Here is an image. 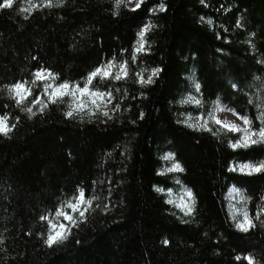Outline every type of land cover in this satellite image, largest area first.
<instances>
[{
    "label": "trees",
    "instance_id": "16d2710c",
    "mask_svg": "<svg viewBox=\"0 0 264 264\" xmlns=\"http://www.w3.org/2000/svg\"><path fill=\"white\" fill-rule=\"evenodd\" d=\"M32 2L31 13L28 0L0 9V115L9 121L8 134L0 133V264H248V256L264 264V172L232 169L236 161L264 162V144L231 150L222 142L225 132L237 136L231 131L176 123L188 113L181 101L194 89L188 77L195 72L203 106L221 98L249 115L253 129L261 126L264 0H146L137 11L121 5L116 16L114 0H65L51 8ZM149 20L133 60L137 33ZM112 60L126 63L128 74L103 82L113 92L107 115L69 117L66 98L38 106V87L17 103L8 87L40 85L34 73L41 69L58 84L84 86L91 71ZM154 67L163 68L155 83H140L138 73L147 78ZM31 105L34 111H21ZM168 151L197 193L194 214L152 188L173 181L175 174L162 172ZM232 184L252 197L255 227L248 231L235 228L228 209ZM81 189L90 207L64 239L45 244L48 216Z\"/></svg>",
    "mask_w": 264,
    "mask_h": 264
},
{
    "label": "rangeland",
    "instance_id": "374dc122",
    "mask_svg": "<svg viewBox=\"0 0 264 264\" xmlns=\"http://www.w3.org/2000/svg\"><path fill=\"white\" fill-rule=\"evenodd\" d=\"M145 1L146 0H144V2ZM157 9L160 10L159 6H158ZM155 11L156 10H154L152 13H154ZM146 25H148V27L145 29V33L151 27V20H149ZM141 39L143 40V42H145L144 36L142 38L138 37V42H137L136 47H135V53L136 54L138 52H140V51H137V48L140 47L139 42L141 41ZM111 62L113 64V68L111 69L109 77L104 78V77L97 76V77L93 78V81L91 83H89V89L91 91H97L98 90V91H103V92H106V93H111L110 97H104L101 100L100 105H98V106L91 105L90 104V98H89L88 107H83V108L77 109V108L74 107V104L76 103V99H74L72 97V95H70L68 92H66L65 95H63L62 97L58 98V99H62V98H66L67 99V104H68V107H69V111H72V113H73L72 115H76L78 117H85V116H89V115H94V114H96L98 112H100L102 114H104L105 112L108 113V111L111 108L110 106L112 105V102H113V92L112 91H108V90H104L105 88L102 85H103L104 81H107L108 79H111L112 76H114L118 71H120V69L117 67V65L120 64V63H124V62H117V61H113V60ZM108 63L109 62L105 63L103 66H101V68L105 67ZM124 64L126 65V63H124ZM126 68H127V73H128L127 65H126ZM43 70L44 69H41V71L43 72V75H44V79L41 80V79L35 78V81H39L40 85L36 84V82H22V83H24L25 87L29 90V94L25 97V99H27L30 96V94L33 92L35 87H38L39 89H41V90L38 89L37 94H35L34 97H33V99L35 101L34 104H37L38 106L45 105L46 102H47V98L50 99L49 96H48V92H50L52 89L49 88L48 85H51L52 88H55V87H57L59 85L58 83L55 82L54 76L49 77L48 72H44ZM143 73L144 72H139L138 73L140 83H142L141 79H143V81L147 80V78L144 77ZM151 75H153V73H151ZM123 78H125V77L122 76L121 79H123ZM153 78H154V75H153ZM96 79H97V81H101V82L100 83L97 82ZM188 80H189V83L191 84V86L194 87L193 91L188 92L182 99L183 103L186 104L189 107L188 108V113L185 116L186 117L185 121L187 122L188 125L195 124V123L204 124V125L206 124L207 127L203 128V130H206V131H212V129H213L212 125H214L215 127L220 128V129H223V125L222 124L214 123L212 120H210L209 117L211 115H215V114L224 112L226 110L228 112H230V113L232 112L231 110H236L237 112L241 113L235 106L228 105V104H225L224 102H222L220 100L221 98L216 99L213 103H210L209 106L206 108V106H203V102H202V99H201V96H200V88H199V90H197L196 87H195L196 84L200 85V83H199V81H198V79L196 77L195 72H193V75H190L188 77ZM114 81H117V80H114ZM69 85H70V87H77V86L78 87H83V86L77 85V84L76 85H72V84L69 83ZM13 93H14V91H13ZM14 95H15V93H14ZM77 96H79V93H77ZM16 97L19 99L18 96H16ZM79 98H80V100H84L85 99V97H83V96H80ZM50 101H53V100L50 99ZM196 101H200V103L197 104ZM190 107H194V108H190ZM89 108L91 110H89ZM30 109H31V111H34L36 109V107L31 105ZM242 115H246V114H242ZM4 117H6V119L3 121V123L6 124L8 126V128H9V121L7 119V116L0 115V118H4ZM238 120H240L238 117H235V120L226 118L222 122L235 123ZM239 126L242 127V128L243 127H251L250 125H243V121H240V125ZM224 130H227V129H224ZM253 130L254 131H258L256 129H253ZM228 131H230V130H228ZM231 132H233L234 134H237L239 136L243 135V131H240L239 133H237L235 131H231ZM254 138H256V137H254ZM239 147H241V146H239ZM164 157H165V155H164ZM174 159L176 160V158H174ZM163 160H164V164H163L162 172L169 174V172H167L166 170L169 167H171V163L173 161H169V160H167L165 158ZM245 164L255 165V164H253L251 162L236 161V162H234L232 164V169L234 171H239L240 172V166L241 165H245ZM243 173L252 174L253 172H250L249 170L246 169ZM170 174H175V176H180L181 177V173H178V172H175V171L171 172ZM170 186L174 188V192L172 194V198L176 199L177 195L179 194L178 193V186L175 185L174 182L172 181L171 185H169L167 187H164V188L167 189ZM232 186H236V185H234V184L230 185V187H232ZM80 191L81 190L78 191V196H77L76 201L72 202L71 204H69L66 207L60 208L59 211L56 214H54L52 216H48L49 217L48 218V222L51 221L49 223L50 230H49L48 234L49 235H55L56 232H60L61 233V237L58 238L57 241H60V240H62V239H64L66 237V235L69 233L70 228L76 223L78 216H83L86 213L87 209L90 207V201L85 196V193H84L83 201L78 203V200L80 199ZM164 194H165L166 199H167V196H168L167 192H165ZM226 200H227V206H228L229 211H230V208L232 206H236L238 204V201L236 199V194L235 193H229V191H227ZM72 205H76V207H72ZM170 206L176 207L175 204H171ZM180 211L182 213H184L185 215H191V214H186L182 210H180ZM81 213H83V215H81ZM230 213H231V211H230ZM69 217L71 218V220L68 219ZM249 217L252 219V216H251L250 212H249ZM242 220H243L242 215L238 214V220H236L234 222L236 224L237 222H241ZM61 226H63V227H61Z\"/></svg>",
    "mask_w": 264,
    "mask_h": 264
},
{
    "label": "clouds",
    "instance_id": "9594fccd",
    "mask_svg": "<svg viewBox=\"0 0 264 264\" xmlns=\"http://www.w3.org/2000/svg\"><path fill=\"white\" fill-rule=\"evenodd\" d=\"M144 2V0H143ZM138 3V0H114L113 3V11H112V15L116 16L118 15V11L120 9V6L123 5L124 8L129 9L130 11H132L136 5ZM65 4V0H42L41 6H47V7H61ZM37 5L35 3L32 2V0H28V6L25 9L27 12L31 13L33 11L34 8H36ZM149 11H152V9H149ZM115 38V37H114ZM140 44V42H139ZM132 58L133 60H135L136 58V53L133 52L132 53ZM123 63H120L117 65V67L120 69V71H118L114 76L111 77V79L113 80H117V77L121 75V73L124 71V68L122 67ZM113 68V64L109 65V69L111 70ZM153 70L156 71L155 75H158L159 73H161L163 71L162 67H154L151 69L152 73ZM106 71H108V69H106ZM154 75V74H153ZM153 75H148L147 80H145L144 84H153L155 83L154 79H153ZM200 86V85H199ZM201 87V86H200ZM18 94H21V91L18 89ZM100 94H104V97H110L106 94V92L103 91H97V94L94 96H89V95H83V97H85L83 101V103L85 105H87L86 107H88V100L90 98V104L93 106H98L100 105L101 99H100ZM77 95V94H76ZM220 93L217 94V97H220ZM72 97L74 99H76L75 95H72ZM80 101H76V103H79ZM182 103V101H181ZM249 104L253 105L254 107L256 105L253 104L252 100L248 101ZM117 107H119V105H117ZM89 110H91L89 108ZM102 110V109H101ZM21 111L26 112V113H30L31 109L25 107L22 108ZM249 121H251L252 124V119L250 118L249 115H245ZM31 118V117H29ZM210 120H219V121H223L224 119H233L235 120V116L233 114V112H228L227 110L215 115H211ZM258 119L260 120V122H264V115H261L258 117ZM240 121L243 120H238L234 123V125L239 126L240 125ZM176 123H187L186 121H182V120H177ZM250 124V125H251ZM243 125H248L245 124L243 122ZM204 124H199V123H195V124H191L189 125L190 129H196V130H202L204 128ZM223 129H225L223 127ZM240 131H243V135L242 136H230L227 132L224 133V139H223V143H225L226 147L230 148L231 150H235L237 148H233L232 145L235 143H240L241 147L247 149L250 146H252L251 144H249L248 146H243L245 143V136L247 135V133L249 131H254L252 127H240L239 126V130L235 131L237 133H239ZM217 138H220L219 135L217 134ZM258 138V136H257ZM168 143H171V138H169ZM257 144H264V142L262 143H257ZM255 144V145H257ZM176 153L174 151H168L165 154V159L169 160V161H173L171 163V167H169L166 171L171 173L173 171L178 172V173H183L186 174L187 169L186 167L182 164V162H180L179 160H175ZM241 173H243L244 171H241ZM253 173H257V172H253ZM157 175H160L161 173L159 172V169H157L156 172ZM172 180L174 182L175 185L178 186V195L176 199L172 198V194L174 192V188L173 187H168L167 189H165L163 186H157L155 184L152 185L153 190L158 193V194H163L165 192H167L168 196L167 199L165 200V203L167 204H175L176 208L182 210L183 212H185L186 214H194L197 210V205H198V197H197V193L194 189L193 186L187 184L186 182L183 181V179L180 176H173ZM229 193H235L236 194V199L238 201V204L236 206H232L230 208L231 214H232V219L234 221L238 220V214L242 215L243 220L245 221L244 224H242L240 227H238V223L237 222L235 224V228L237 230H241L242 228H247V223H246V218L249 217V211H248V202L252 199V197L250 195L247 194V191L245 188H241L239 186H232L228 189ZM261 200H264V194H261ZM261 209H264V205H261ZM186 222V221H185Z\"/></svg>",
    "mask_w": 264,
    "mask_h": 264
},
{
    "label": "snow or ice",
    "instance_id": "6c2138e0",
    "mask_svg": "<svg viewBox=\"0 0 264 264\" xmlns=\"http://www.w3.org/2000/svg\"><path fill=\"white\" fill-rule=\"evenodd\" d=\"M202 2H203V0H202ZM143 3H144L143 0H138V3L136 5V7L132 11L139 10L142 7ZM12 5H13V0H2V2H0V9L11 8ZM159 8H160L161 11H163L164 8H165V5L164 4H160ZM237 24L239 25L240 21H237ZM147 27H148V25H145L144 28H142L137 33V35L142 38L144 36V34H145V29ZM143 47H144V42L141 39L140 47L137 48V51L143 50ZM261 63H264V60H262ZM111 64H112V62L109 61V63L105 67H103V68L96 67L93 71H91L89 73V75H88V78H87L88 82L85 83V85L83 87H78V86L77 87H70L68 82L60 83L55 88H52L51 85H48V87L52 89L50 92H48L49 98L52 99L55 102V100H57L58 98L62 97L63 95H65L66 92H68L70 95H75L76 96V101H80L79 103H75L74 104L75 108L79 109V108L86 107L87 105H85L83 103V101L80 100L79 97L83 96V95L94 96V95L97 94L98 90L97 91H91L89 89V83H91L93 81V78H95L97 76L104 77V78L109 77L110 76V72H111V70L109 69V65H111ZM122 67L124 68V71L121 73L120 76L117 77V80L121 79L122 76L126 77L127 74H128L126 65L124 63L122 64ZM106 69H108V71H106ZM43 71L44 72H48L49 77L54 75L52 72L48 71L47 69H44ZM153 74L154 75L156 74L155 70H153ZM34 76L36 78H38V79H41V80L44 79V75H43V72L41 70L35 71ZM141 82L144 83L145 81H143V79H141ZM8 87H9V89L11 91H14L16 96L19 97V99L17 100V103H20L21 101H23L25 99V97L29 94V90L25 87L24 83H22V82L13 83V84H11ZM195 87H196L197 90H199V88H200L199 84H196ZM232 87L233 88H237L238 84L233 83ZM18 89L21 91V94H18ZM77 93H79V96L76 95ZM106 94L108 96H111V93H106ZM103 98H104V94H100V99L102 100ZM33 102H35V101H33ZM196 103L199 104L200 101H196ZM231 111L233 112L235 117H238L240 120H243V122L245 124H248V125L251 124V121H249L248 118L245 115H242L241 113L237 112L236 110H231ZM72 114H73L72 111H68L66 113V115L69 116V117H71ZM104 114L107 115L106 112ZM141 115H143V113H141ZM5 119H6V117L0 118V133H3L5 135H7L8 132H9V128H8V126L6 124L3 123V121ZM213 122L216 123V124H222L225 129L230 130V131L239 130V126L234 125V123H226V122H222V121H219V120H213ZM204 126L207 127L206 124ZM257 136H258V138H257ZM254 137H256V138H254ZM244 140H245V143H244L243 146H248L249 144L255 145L257 143L264 142V122L261 123V126H259L258 131H249L247 133V135L245 136ZM239 146H241L239 142L232 145L233 148H237ZM246 169L249 170L250 172H257V173L264 172V162H261V163L256 164V165L245 164V165H241L240 166V170L241 171H245ZM83 198H84V190L81 189V191H80V199L78 200V203L83 201ZM72 207H76V205H72ZM261 211H264V209H261ZM81 215H83V213H81ZM41 219L45 220L47 218L42 216ZM68 219L71 220L70 217ZM50 222L51 221H49V223ZM244 223H245V221H241V222L238 223L237 226L240 227ZM246 223H247V228L246 229L242 228L241 230L248 231L249 228L255 227V225L253 224V221H252V219L250 217L246 218ZM61 227H63V226H61ZM60 237H61V233L60 232H56L55 235H49L47 237V239L44 240V243L47 244V245H52ZM164 243L168 244L169 241L165 240ZM236 259H240V257L237 256ZM245 260L248 262V264H253L252 257H250V256L245 257Z\"/></svg>",
    "mask_w": 264,
    "mask_h": 264
}]
</instances>
